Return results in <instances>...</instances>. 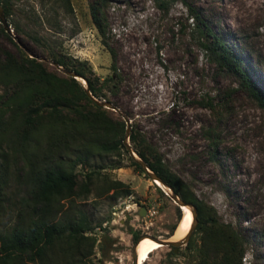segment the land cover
Instances as JSON below:
<instances>
[{"label": "rangeland", "instance_id": "rangeland-1", "mask_svg": "<svg viewBox=\"0 0 264 264\" xmlns=\"http://www.w3.org/2000/svg\"><path fill=\"white\" fill-rule=\"evenodd\" d=\"M4 1L11 6L7 19L20 44L0 36V58L5 51L18 58L20 48L62 78L71 76L50 60L52 53L84 69L102 88L99 101L117 109H106L109 120L125 122L126 132L129 123L131 134L142 135L197 198L216 211L221 224L233 226L245 244L242 264H264V107L244 78L213 61L190 15L194 9L264 92V0H106L105 36L92 18L94 0H69L72 11L60 0ZM14 88L0 84V107ZM21 120L9 113L0 124V243L16 232L29 234L35 224L66 225L82 215L92 230L80 251L67 230L43 259L2 255L0 264H133L137 243L131 232L140 239L174 241L183 209L132 165L127 147L128 154L95 155L90 166H78L80 184L95 172L88 196L54 208L36 204L30 196L32 173L58 159L49 140L56 132L44 130L41 144L25 145ZM75 154L67 152L65 160ZM112 181L127 185L132 196L113 200V192L100 194ZM151 206L158 210L155 218L140 216L142 208ZM192 222L187 245L178 253L161 247L145 264H196L203 235L198 217Z\"/></svg>", "mask_w": 264, "mask_h": 264}, {"label": "trees", "instance_id": "trees-1", "mask_svg": "<svg viewBox=\"0 0 264 264\" xmlns=\"http://www.w3.org/2000/svg\"><path fill=\"white\" fill-rule=\"evenodd\" d=\"M60 1L67 10L72 11L69 0ZM176 1L186 4L185 0ZM0 4L6 17L11 18L12 9L9 3L0 0ZM106 6V0H94L91 6L94 24L103 36H105V28L102 24L103 10ZM190 15L196 21L195 31L201 46L212 56L213 61L244 78V84L264 107V92L256 88L252 79L244 73L238 56L213 33L194 9H190ZM15 30L18 34L21 33L20 27L16 26ZM0 36L13 41L1 24ZM35 41L39 45L42 44L38 38H35ZM18 49L20 52L18 58L6 51L4 60L0 58V84L7 88L15 87L12 97L0 107V124L9 113L13 118L21 117L22 127L26 132L25 138H28L25 145L28 146L31 142H35L36 146L41 144L40 139L45 135L41 133L42 131L56 132V135L48 136L50 152L56 154L58 159L54 160L46 170L32 173L30 192L36 204L54 208L55 205L60 206L62 201L71 202L77 197L88 196L91 193L95 172L86 174L85 180L80 184L78 166H90L91 159L95 155L119 156L122 150L128 154L124 144L126 124L123 121L111 122L107 110L88 96L79 81L73 77L62 78L56 72L48 71L43 63L30 58L20 48ZM49 58L63 70L83 77L97 100L103 98L102 88L88 77L84 69L68 64L62 56L55 53L50 54ZM130 142L134 152L148 168L171 187L183 202L196 210L200 223L198 231L203 235L202 245L198 250L200 259L196 264H242L246 253L245 244L233 226L221 224L216 211L197 198L190 186L166 165L160 153L142 135L132 133ZM67 152H75L77 154L75 159L65 160L64 154ZM130 160L136 169L148 176L137 161L132 157ZM111 192H113L111 195L113 200L130 197L133 194L132 190L121 181H112L100 194ZM182 217L183 213L180 211L179 221ZM67 230L70 233L68 240L80 251L82 240L88 238L86 234L92 228L85 215L77 219L70 218L66 225L45 222L35 224L29 234L16 232L11 238H2L0 256L5 255L10 258L14 254H31L32 260L43 259L48 247L52 246L55 240L62 239ZM130 234L137 243L140 239L139 235L136 232Z\"/></svg>", "mask_w": 264, "mask_h": 264}, {"label": "water", "instance_id": "water-1", "mask_svg": "<svg viewBox=\"0 0 264 264\" xmlns=\"http://www.w3.org/2000/svg\"><path fill=\"white\" fill-rule=\"evenodd\" d=\"M0 24L3 26L4 30L6 31V33H8L11 37H13L15 39V41L18 42V40L16 39L14 32L8 22V19L4 13V10L2 8V5L0 4ZM19 43V42H18ZM20 44V43H19ZM60 68V66H58ZM66 74L68 76L73 77L76 80H82L84 81L83 86L88 94L89 97H91V99H93L100 107L105 108V109H109V110H114L116 111V107H114V105L110 102H106V101H99L97 100L92 93L89 90L88 87V82L83 78L80 77L78 75H76L75 73L72 72H66ZM130 137H131V128L129 126L128 123V129L126 132V137H125V146L127 147V150L129 151L130 155L132 156V158L137 161L141 167L147 172L148 176L150 177V179L153 182H159L161 185H163L165 188H167L170 192H171V196L167 193V195H169L171 197V199L180 207H188L193 214V221L195 222L197 219V212L196 210L191 206L186 204L185 202H183L180 197L174 193V191L172 190L171 187L167 186L155 173H153L148 166L138 157V155L134 152V150L132 149V146L130 145L129 141H130ZM140 216L145 217L146 216V209L142 208V211L140 213ZM130 220V219H129ZM194 223H192L191 225V229L188 233V235L181 241H169V240H155L156 242H158L160 244L161 247H173L174 248V252L178 253V250L180 247L187 245L190 242V239L192 237V234L194 232ZM143 239H139V241L137 242L136 246L142 241ZM136 246L134 249V254H133V264H138V255H137V251H136Z\"/></svg>", "mask_w": 264, "mask_h": 264}, {"label": "bare ground", "instance_id": "bare-ground-1", "mask_svg": "<svg viewBox=\"0 0 264 264\" xmlns=\"http://www.w3.org/2000/svg\"><path fill=\"white\" fill-rule=\"evenodd\" d=\"M159 183V182H156ZM160 184V183H159ZM163 188H165L163 185L160 184ZM170 194L171 192L165 188ZM183 209V217L181 221H179L178 227L173 235L174 241H180L183 240L189 233L192 225V211L188 207H182ZM161 246L158 242L149 239L144 238L137 246L136 251L138 255V264H145V262L149 259V257L158 249H160Z\"/></svg>", "mask_w": 264, "mask_h": 264}, {"label": "built area", "instance_id": "built-area-1", "mask_svg": "<svg viewBox=\"0 0 264 264\" xmlns=\"http://www.w3.org/2000/svg\"><path fill=\"white\" fill-rule=\"evenodd\" d=\"M157 214H158V210L156 207L151 206L150 208H148V210H147V218L148 219L155 218Z\"/></svg>", "mask_w": 264, "mask_h": 264}, {"label": "flooded vegetation", "instance_id": "flooded-vegetation-1", "mask_svg": "<svg viewBox=\"0 0 264 264\" xmlns=\"http://www.w3.org/2000/svg\"><path fill=\"white\" fill-rule=\"evenodd\" d=\"M145 208V207H144ZM146 209V216H147V210H148V207L147 208H145ZM142 211V210H141ZM140 214V213H139ZM131 220V219H130Z\"/></svg>", "mask_w": 264, "mask_h": 264}]
</instances>
